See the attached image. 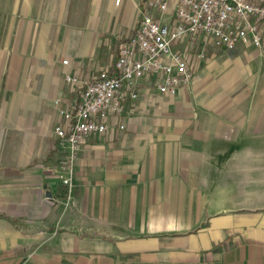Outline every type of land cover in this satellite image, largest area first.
<instances>
[{"label":"crops","instance_id":"obj_1","mask_svg":"<svg viewBox=\"0 0 264 264\" xmlns=\"http://www.w3.org/2000/svg\"><path fill=\"white\" fill-rule=\"evenodd\" d=\"M174 1L0 0V264H264V47L190 50L189 86L148 75L87 139L70 199L54 169L82 91L68 75L113 73L141 15L173 22Z\"/></svg>","mask_w":264,"mask_h":264},{"label":"built area","instance_id":"obj_2","mask_svg":"<svg viewBox=\"0 0 264 264\" xmlns=\"http://www.w3.org/2000/svg\"><path fill=\"white\" fill-rule=\"evenodd\" d=\"M149 6L163 14L169 9L167 1H150ZM172 7L173 22L148 12L141 15L133 33L119 41L113 73L87 81L68 75L70 83L82 84V91L71 109H60L65 123L56 125L55 135L68 154L54 169L69 199L78 152L90 136L107 132L111 117L122 113L128 98L138 97L139 81L154 75L161 93L176 94L195 76L190 50L202 60L210 46L233 49L239 43H253L264 47V0H175Z\"/></svg>","mask_w":264,"mask_h":264}]
</instances>
